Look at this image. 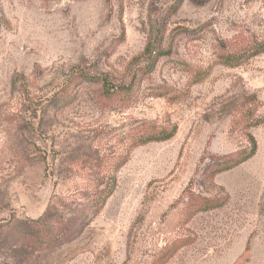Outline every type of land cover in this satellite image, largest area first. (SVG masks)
Masks as SVG:
<instances>
[{"label": "rangeland", "instance_id": "374dc122", "mask_svg": "<svg viewBox=\"0 0 264 264\" xmlns=\"http://www.w3.org/2000/svg\"><path fill=\"white\" fill-rule=\"evenodd\" d=\"M262 41L264 0H0V264H264Z\"/></svg>", "mask_w": 264, "mask_h": 264}, {"label": "trees", "instance_id": "16d2710c", "mask_svg": "<svg viewBox=\"0 0 264 264\" xmlns=\"http://www.w3.org/2000/svg\"><path fill=\"white\" fill-rule=\"evenodd\" d=\"M181 3L182 2L179 1L178 5H180ZM145 53H148L149 56H151L153 54V49H152L151 45L148 44L146 46ZM262 53H264V41L249 47L248 49L243 51L241 54H238L237 56H238V58H241L243 60L244 59L247 60V59H249L251 57L257 56V55L262 54ZM237 56H235V55H226V56H224L223 57L224 58V63L226 65H231V61L233 59H235ZM78 78L79 79H84V81H91L92 80L89 77L84 76L83 74L79 75ZM103 86L105 87L103 89L104 93L106 92V95L107 94L109 95L111 93L110 91H112L113 89H109V86L107 87L106 85H103ZM118 88L119 89L114 88V93L115 94H117L119 92H125V94H128L127 92H130L131 89H132V84H130V85L126 86V87L121 86V87H118ZM174 133H175V128H173L171 130H165V129L163 130L162 129L160 132L155 133L154 135H150V137H148V139H146L145 142L166 141V140L171 139L173 137ZM255 150H256V143H255L254 139L252 137H250V148H249L248 153L242 151L241 153H238L237 155H235V157H232V158H229V159L227 158L226 160L223 159L220 162H216L215 165H214L216 174L231 170L235 166L245 162L246 160H248L249 158H251L254 155ZM211 177H213V176H211ZM112 190H113V185L108 190V192L105 194V196L102 197L101 201H99V203L97 202V205H96V207L94 208V211H93V215L98 213V211L103 206L105 200L110 196ZM225 202H226V197L204 198V199L203 198H198L192 204V214L208 211V210L215 209V208H220L221 206H223L225 204ZM49 212L50 211L48 210L40 219H38L35 222L36 225H39V226H37V230H35L33 232L34 236H41L42 232L39 231V227H42V228L45 229V228H48V227L52 226V222H53L52 220L53 219H51V215H50ZM62 236H63V234L57 235V237H53V239L48 240V241H51L54 244H57V243L62 241ZM168 251H169V255H172V254H174L175 249L172 247Z\"/></svg>", "mask_w": 264, "mask_h": 264}]
</instances>
